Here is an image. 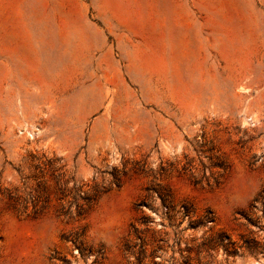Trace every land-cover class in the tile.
<instances>
[{
  "label": "rangeland",
  "instance_id": "obj_1",
  "mask_svg": "<svg viewBox=\"0 0 264 264\" xmlns=\"http://www.w3.org/2000/svg\"><path fill=\"white\" fill-rule=\"evenodd\" d=\"M0 264H264V0H0Z\"/></svg>",
  "mask_w": 264,
  "mask_h": 264
}]
</instances>
